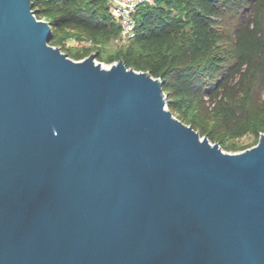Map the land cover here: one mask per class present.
<instances>
[{
	"label": "water",
	"instance_id": "95a60500",
	"mask_svg": "<svg viewBox=\"0 0 264 264\" xmlns=\"http://www.w3.org/2000/svg\"><path fill=\"white\" fill-rule=\"evenodd\" d=\"M52 34L0 0V264H264V132L226 151L161 76Z\"/></svg>",
	"mask_w": 264,
	"mask_h": 264
},
{
	"label": "trees",
	"instance_id": "16d2710c",
	"mask_svg": "<svg viewBox=\"0 0 264 264\" xmlns=\"http://www.w3.org/2000/svg\"><path fill=\"white\" fill-rule=\"evenodd\" d=\"M33 2L37 16L52 23L51 43L74 58L94 50H75L83 34L98 40L121 31L109 0ZM135 17L136 35L130 46L110 60L123 59L130 67L161 76L172 110L213 141L221 142L215 128L189 114L205 92L213 100L211 113L219 122H230L234 136L264 132V111L249 110L255 87L264 81V0L144 1ZM236 20H242V26ZM96 52L102 57L99 48ZM234 74H239L238 80L230 85Z\"/></svg>",
	"mask_w": 264,
	"mask_h": 264
},
{
	"label": "rangeland",
	"instance_id": "374dc122",
	"mask_svg": "<svg viewBox=\"0 0 264 264\" xmlns=\"http://www.w3.org/2000/svg\"><path fill=\"white\" fill-rule=\"evenodd\" d=\"M250 14V13H249ZM236 20L238 25L242 26L241 22ZM75 32V31H74ZM84 39L79 44H76V51H84L86 48L94 49L96 51L98 48L102 51V57H97L99 62H102L106 66H110L112 63L118 59L112 61L110 57L118 58L120 51L126 50L130 44L131 39H125L121 33L114 34L110 38L100 37L98 40L90 36V34H83ZM74 58V57H73ZM80 59V58H75ZM239 74L231 75L228 79L230 85H234L237 82ZM213 100L209 93L205 92L199 103L192 106L189 109V114L196 118L199 122H203L207 126H213L215 132L221 138V145L226 151L237 152L244 150L245 148L241 147L243 145H255L259 140V135L256 134L253 130L247 131L242 136H234L230 131V122H219L213 116L210 111ZM254 114H260L264 111V81L260 82L253 91V100L249 109ZM176 114V113H175ZM177 115V114H176ZM188 123V122H187ZM195 127V126H194ZM200 131V130H199ZM212 140V139H211ZM213 141V140H212ZM214 142V141H213ZM238 145L240 147H228L230 145ZM250 147V146H249Z\"/></svg>",
	"mask_w": 264,
	"mask_h": 264
},
{
	"label": "built area",
	"instance_id": "2783aa9c",
	"mask_svg": "<svg viewBox=\"0 0 264 264\" xmlns=\"http://www.w3.org/2000/svg\"><path fill=\"white\" fill-rule=\"evenodd\" d=\"M154 3L156 0H109L110 11L119 22L121 35L125 39H132L136 35V9L140 2Z\"/></svg>",
	"mask_w": 264,
	"mask_h": 264
}]
</instances>
